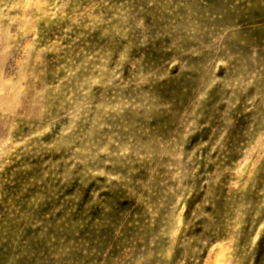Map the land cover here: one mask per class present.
I'll use <instances>...</instances> for the list:
<instances>
[{"label":"rangeland","instance_id":"1","mask_svg":"<svg viewBox=\"0 0 264 264\" xmlns=\"http://www.w3.org/2000/svg\"><path fill=\"white\" fill-rule=\"evenodd\" d=\"M0 264H264V0H0Z\"/></svg>","mask_w":264,"mask_h":264}]
</instances>
